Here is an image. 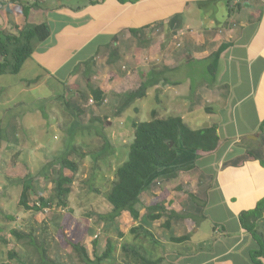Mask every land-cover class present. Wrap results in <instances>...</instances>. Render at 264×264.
Here are the masks:
<instances>
[{
	"label": "crops",
	"instance_id": "obj_1",
	"mask_svg": "<svg viewBox=\"0 0 264 264\" xmlns=\"http://www.w3.org/2000/svg\"><path fill=\"white\" fill-rule=\"evenodd\" d=\"M13 1L0 0V31L17 34L29 23L37 44L20 74L0 76L6 90L18 91H3L0 108L44 87L52 96L39 98L35 105L19 104L16 113L42 108L64 95L81 68L89 69V77L97 59H109L112 53L117 59L121 40L139 38L141 33L132 31L144 29L142 83L153 71L162 73L160 84L147 96L155 93L156 100L169 99L183 111L157 116L181 117L193 130L214 127L219 145L209 154L178 149L177 161L162 169L143 194L147 204L143 197L138 205L141 217L153 203L167 210L162 219L140 224L152 235L151 248H141L137 241L132 247L158 264H254L252 253L259 243L243 226L242 216L264 199V0H90L77 8L41 0L27 20L22 6ZM220 49L224 51L213 68L212 57ZM134 53L135 47L132 55L118 58L135 61ZM200 75L208 76L195 79ZM120 81L115 80L116 87ZM5 115L0 123L11 124L14 116ZM127 218L133 229L140 226ZM168 220L171 228L164 226ZM259 226L264 235V221ZM174 238L186 241L175 243ZM131 264L138 263L132 259Z\"/></svg>",
	"mask_w": 264,
	"mask_h": 264
},
{
	"label": "rangeland",
	"instance_id": "obj_2",
	"mask_svg": "<svg viewBox=\"0 0 264 264\" xmlns=\"http://www.w3.org/2000/svg\"><path fill=\"white\" fill-rule=\"evenodd\" d=\"M44 1L54 6L61 3L68 8L84 7L90 2ZM135 38H131L130 42L125 41L126 38L121 40L117 48V59L113 60L110 54L109 59L108 55L97 59L90 68L92 75L89 77L86 76L89 69L81 68L76 82L65 89L64 95L48 101L42 108L24 109V115L16 113L21 111L19 104L30 101L33 104L39 98L52 96L53 92L44 87L39 91L25 92L14 101L15 104L9 103L0 108V120L3 121L7 113L9 117L14 116L11 124L0 123V128L8 125L0 138V263L39 262L35 248L27 240L19 241L12 234L13 231L32 234L40 246L47 248L49 257L61 264H84L71 243L85 245L91 259H94L101 257L108 243L112 242L115 245L113 258L102 264H131L132 258L124 248L132 247L134 241L151 248V238H146L143 231L132 232L128 216L121 217L115 223L101 222L98 217L111 210L107 194L116 180L117 169L128 160L129 148L134 140L133 123L150 121L154 110L164 118L177 110L183 112L181 108L172 107L169 99L156 100V94L153 93L151 99L147 96L137 100L121 115L118 114V109L128 95L140 87L144 76L145 36L141 33L139 38ZM134 47L135 61L118 58L121 55L126 57L128 53L132 55ZM113 71L119 76L116 73L117 76L110 77ZM207 76L200 75L195 79H207ZM118 78L122 79L119 82L121 87L115 86ZM99 85L105 89L106 98L98 106L91 97L84 99V96L89 95L90 86L99 88ZM4 86L1 80L0 94L3 91L4 95L17 94V89L6 90ZM66 155L79 165L78 174L64 171L74 179L68 208L54 205L43 212L25 210L20 205L23 190L21 181L27 178L33 181L37 189L33 197L35 202L38 196L49 198L54 188L53 170L59 171L58 161ZM54 160L55 166L52 169L48 164ZM47 167L49 170H45ZM143 197L147 204V198L145 195ZM144 208V205L140 207L142 211ZM6 216L13 217L14 221L8 220ZM145 217L137 224L147 223ZM10 252L15 253L16 258L11 259Z\"/></svg>",
	"mask_w": 264,
	"mask_h": 264
},
{
	"label": "trees",
	"instance_id": "obj_3",
	"mask_svg": "<svg viewBox=\"0 0 264 264\" xmlns=\"http://www.w3.org/2000/svg\"><path fill=\"white\" fill-rule=\"evenodd\" d=\"M41 0H14L22 6V13L25 20L28 19L31 9L37 8ZM121 3H136L139 0H118ZM31 2V3H30ZM97 4V2H92ZM144 29L133 30L135 34L142 33ZM37 44V35L35 27L29 23H25L23 28L17 34L4 33L0 31V76L18 75L20 74L25 63L32 57ZM224 49H220L212 57L213 68H216L218 60ZM113 56V53L111 54ZM160 71H153L148 77L147 82L128 95L126 101L118 114L121 115L127 107L135 101L144 99L148 90L160 84ZM40 81V78L34 81H28L27 85H33ZM166 84L168 81H163ZM92 98L95 105H102L105 101V93L100 88L89 87V95L84 99ZM134 140L129 148L128 160L124 162L116 172V180L110 192L107 194V200L111 206V210L106 214H99V220L105 223H115L123 216H129L134 221L140 222L142 217L138 205L142 201V196L147 190L149 184L157 177L158 173L171 165L178 159V149L183 147L185 150L197 153L209 154L215 151L219 145V137L214 127L200 128L193 130L181 117H169L160 119L157 111L152 112V119L144 122H134ZM2 128H0V138H2ZM262 132L264 133V122L262 124ZM1 148V147H0ZM109 148V143L107 145ZM97 159V157H94ZM55 161L48 164L52 169ZM264 165V161L262 162ZM59 171L53 172L54 188L49 198L37 197V201L33 200L36 196L37 189L30 178L22 183V194L20 205L27 211L43 212L45 209L56 205L62 208H68V201L73 192L74 179L67 176L64 171L69 170L74 175L79 173V165L71 161L66 155L58 161ZM45 168V170H49ZM194 166L188 167L187 170L193 169ZM166 207L160 202L153 203L148 207L145 217L147 223L156 222L162 219V213H165ZM264 199L260 201L257 208L253 211L244 213L242 216L243 226L252 233L259 243V250L252 253V261L254 264H264V235L260 233L261 226L259 223L264 221ZM92 217L91 215H89ZM10 221H14L11 216H6ZM165 228H171L170 220L164 224ZM143 231L146 238L151 237V233L146 231L142 225L132 229L133 233ZM12 234L19 240H27L29 244L35 248L39 254V262L37 264H61L59 261L51 259L48 255L47 248L37 243L32 234H23L13 231ZM175 243H183L186 238H174ZM71 247L79 256L84 264H102L104 261L113 258L115 245L108 243L107 250L101 257L91 259L87 248L83 244H73ZM142 248V245H141ZM124 251L130 254V258L134 259L138 264H158L152 262L145 253L134 249L133 247L124 248ZM16 254L10 252V258H16ZM3 264V263H0Z\"/></svg>",
	"mask_w": 264,
	"mask_h": 264
},
{
	"label": "water",
	"instance_id": "obj_4",
	"mask_svg": "<svg viewBox=\"0 0 264 264\" xmlns=\"http://www.w3.org/2000/svg\"><path fill=\"white\" fill-rule=\"evenodd\" d=\"M208 126H209V125L206 124V125L204 126V128H206V127H208Z\"/></svg>",
	"mask_w": 264,
	"mask_h": 264
},
{
	"label": "built area",
	"instance_id": "obj_5",
	"mask_svg": "<svg viewBox=\"0 0 264 264\" xmlns=\"http://www.w3.org/2000/svg\"><path fill=\"white\" fill-rule=\"evenodd\" d=\"M237 2H240V1H242V0H236Z\"/></svg>",
	"mask_w": 264,
	"mask_h": 264
}]
</instances>
